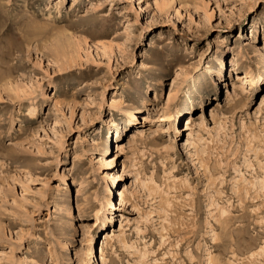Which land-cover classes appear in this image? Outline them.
<instances>
[{"label": "rangeland", "instance_id": "obj_1", "mask_svg": "<svg viewBox=\"0 0 264 264\" xmlns=\"http://www.w3.org/2000/svg\"><path fill=\"white\" fill-rule=\"evenodd\" d=\"M262 75L264 0H0V264H264Z\"/></svg>", "mask_w": 264, "mask_h": 264}, {"label": "bare ground", "instance_id": "obj_2", "mask_svg": "<svg viewBox=\"0 0 264 264\" xmlns=\"http://www.w3.org/2000/svg\"><path fill=\"white\" fill-rule=\"evenodd\" d=\"M263 79V81H264V76L262 75V76H260L259 77V79ZM240 79V78H239ZM245 79H248V76L245 78ZM244 80V79H243ZM248 81H250V83L253 85V84H255L257 81H258V78H252V75H250V80L248 79ZM259 82V81H258ZM236 93V92H235ZM158 97V96H157ZM242 99H238L237 101H235V103L230 107V109H229V111H233V110H235L241 103H242ZM203 105V104H202ZM201 105V106H202ZM211 109H212V111H211V113L213 112V116H214V118L213 119H215L216 120V117L218 116V113L220 112V105L218 104V102L216 103V104H214L212 107H211ZM206 112V111H205ZM202 115H204V114H202ZM196 116L197 115H190L185 121H187V123H186V128H185V130L186 131H190L191 129H192V126L194 125L195 126V123L198 121V120H200L199 119V117H201V116H199L198 118H196ZM203 117V116H202ZM133 118L134 119H132V125H134L137 121H139V119H140V121L141 120H144V122L145 121H147L148 119V117H146L145 115L144 116H141V117H139V116H137V115H134L133 116ZM150 119V118H149ZM203 120V119H202ZM150 121V120H149ZM143 122V123H144ZM204 122V120L203 121H201V124ZM216 122V121H215ZM138 124V123H137ZM197 124V123H196ZM199 124V123H198ZM131 125V124H130ZM193 126V127H194ZM197 126V125H196ZM122 132V131H121ZM117 135L120 137L121 136V133L120 132H117ZM119 139V138H118ZM116 143H117V141H116ZM119 193V192H118ZM119 198H121L120 199V204H125V202H126V195H125V192H123V191H121L120 190V197ZM123 206V205H122ZM104 249L102 248V250H101V253H103L104 251H103ZM103 255V254H102Z\"/></svg>", "mask_w": 264, "mask_h": 264}]
</instances>
